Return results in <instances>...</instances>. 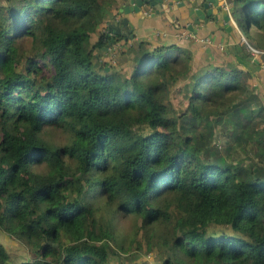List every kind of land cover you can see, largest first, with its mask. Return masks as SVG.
Masks as SVG:
<instances>
[{
	"label": "trees",
	"instance_id": "obj_1",
	"mask_svg": "<svg viewBox=\"0 0 264 264\" xmlns=\"http://www.w3.org/2000/svg\"><path fill=\"white\" fill-rule=\"evenodd\" d=\"M232 1L246 39L234 53L264 59V0ZM115 3H0V230L33 253L16 264H108L128 213L129 239L162 245L160 264H264V102L252 71L138 39L125 72L98 56L120 33L90 39ZM44 124L67 141L46 140Z\"/></svg>",
	"mask_w": 264,
	"mask_h": 264
},
{
	"label": "crops",
	"instance_id": "obj_2",
	"mask_svg": "<svg viewBox=\"0 0 264 264\" xmlns=\"http://www.w3.org/2000/svg\"><path fill=\"white\" fill-rule=\"evenodd\" d=\"M123 1L124 0H116L115 7H112L110 11L112 16L96 26L95 31L91 33V40L95 38L96 31L101 29L107 30L108 22L118 15L117 6ZM222 1L223 0H219L221 4ZM225 1L227 2V21L222 18L219 12L216 20L207 21L206 24L193 23V29L190 31L194 33L196 37L184 36L180 39L176 37V32L184 28V19L178 20L177 25H175V20L171 21L167 16L162 14H154L152 16L145 14L141 17L138 15L139 13L128 12L126 16L131 23L130 31L132 32V36H122V38H125V42L122 38L114 41L108 45L106 48L107 51L98 56L101 59L110 57L111 60L117 61L119 66L127 72L132 63L133 51L129 50L126 46L132 41L144 39L149 42L150 46L174 42L187 48L191 53L192 59L201 58L207 62L217 64L231 62L235 63L239 68L250 69L252 71L250 80L255 90L258 91L261 100L264 102V59L260 56L259 52L255 53L250 51V53L245 56L238 51V54L234 53L232 47L237 44L240 45L242 42H245L246 39L231 16L230 9L233 1ZM226 24L230 25V27L226 28ZM202 36H207L210 40L208 42L199 40L198 37ZM119 47L124 49L122 53H116L115 49ZM107 53L109 54L108 56ZM255 63H258L259 66H255Z\"/></svg>",
	"mask_w": 264,
	"mask_h": 264
},
{
	"label": "rangeland",
	"instance_id": "obj_3",
	"mask_svg": "<svg viewBox=\"0 0 264 264\" xmlns=\"http://www.w3.org/2000/svg\"><path fill=\"white\" fill-rule=\"evenodd\" d=\"M6 1L7 0H0V3L4 4ZM23 47L25 52L29 51V39L26 38L23 40ZM108 55L107 53V56ZM22 60L23 56L20 57L21 62ZM104 60H107V58ZM176 86L177 85L171 86L168 92L171 98L172 111H178L185 105V98L176 91ZM41 134L46 140L54 143H63L67 141L68 138L66 130L50 124H44L42 126ZM216 137L220 141V137H218L217 134ZM36 167L43 169V164ZM115 222L118 228L117 230L123 236V248H115V245H112V250L107 257L108 264H160L165 255V250L162 245L153 242L150 246H147L141 235H139V232L136 234L139 245H134L129 239L133 231L132 225L134 217L132 215L129 213L125 215L119 214ZM221 231L231 232L232 230L229 226H226L223 227ZM0 242L5 246L8 252L7 264H16L17 261L21 259L25 260L33 257V253H31L22 242L9 236L2 230H0Z\"/></svg>",
	"mask_w": 264,
	"mask_h": 264
},
{
	"label": "water",
	"instance_id": "obj_4",
	"mask_svg": "<svg viewBox=\"0 0 264 264\" xmlns=\"http://www.w3.org/2000/svg\"><path fill=\"white\" fill-rule=\"evenodd\" d=\"M117 10L118 15L108 22L107 30L112 34L120 33L123 37L132 36L131 23L126 16L128 12L139 13L141 17L145 14H162L171 21L175 20V25L178 20L184 19L183 25L188 30L193 29V23L206 24L207 21L216 20L219 12L225 21L228 20L227 9L219 0H124ZM225 27L229 28L230 25L226 24ZM112 42L113 38H110L100 49L105 50Z\"/></svg>",
	"mask_w": 264,
	"mask_h": 264
},
{
	"label": "built area",
	"instance_id": "obj_5",
	"mask_svg": "<svg viewBox=\"0 0 264 264\" xmlns=\"http://www.w3.org/2000/svg\"><path fill=\"white\" fill-rule=\"evenodd\" d=\"M222 5H223L225 8H227V2H226L225 0L222 1ZM184 36L196 37V36L194 35V33H192L190 30H188V29L185 28V27H184L183 29H181V30H179V31L176 32V37H177L178 39H180V38H182V37H184ZM198 39L201 40V41H203V42H208V41L210 40L207 36L198 37ZM250 51H251V52H255V53L258 52V50L254 49V48H252V47H250Z\"/></svg>",
	"mask_w": 264,
	"mask_h": 264
}]
</instances>
